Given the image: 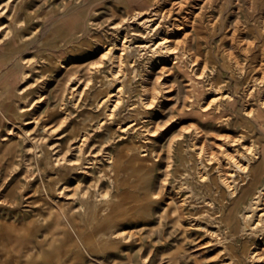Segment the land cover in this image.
Listing matches in <instances>:
<instances>
[{"label":"rangeland","instance_id":"obj_1","mask_svg":"<svg viewBox=\"0 0 264 264\" xmlns=\"http://www.w3.org/2000/svg\"><path fill=\"white\" fill-rule=\"evenodd\" d=\"M140 1L0 0V27L4 24L0 30V264H222L228 255L221 246H205L204 204L194 198L207 193L198 184L195 169L183 159H187L188 151L175 147L166 188L161 185L166 178L165 147L182 127L205 124L207 147L214 149L217 120L204 122L194 112L209 103L215 90L197 84L196 80L206 78H196L198 75H213L215 86L224 83L234 93L236 107L228 114L233 122L222 123L223 131L229 125L243 131L236 115L241 116L249 105L258 107L264 96V0H149L144 5ZM130 2L142 6L134 7ZM147 7L148 11L171 10L168 20H185L175 38L188 41L195 61L186 58L179 66L172 60L166 62L161 78L166 81L165 89L149 108L153 119L164 125L156 135L145 134L140 126L143 119L127 134L118 126L130 122V118H117L97 128L103 113L78 91L87 89L85 82L91 74L93 91L102 94L113 90L118 82L109 85L111 74L106 68L100 80L102 73L89 72L87 65L99 62L105 46L114 42L117 25L122 24L139 38L142 29L129 18L135 10ZM143 65H149L148 58L139 60L135 77L131 73L129 76L128 86L134 88L132 99L142 93L143 77L147 76ZM159 68L154 69L156 74ZM154 76L149 84H154ZM191 80H195L196 90ZM250 88L254 89L248 96ZM190 94H196L194 100L188 99ZM128 102L122 113L128 110ZM20 126L27 129L28 136ZM85 132L89 134L85 154L91 146L94 152L100 148L96 153L100 161L84 167L85 171L90 167L86 172L70 168ZM28 137L36 141L42 137L43 141L34 147ZM247 137L264 139V132L254 127ZM141 144L150 148V165L139 169L126 165L128 181L135 190L131 194L128 190L129 196L117 205L122 211L129 209L127 217L114 222V227L132 235L129 242L102 246V237L96 231L100 225L91 218L79 217L84 212L79 207L80 194L86 188L100 194L109 191L110 196L123 192L124 186L110 182L103 156L106 151L115 154L120 148ZM152 150L159 151L160 156L156 158ZM63 153L71 162L52 164L50 157ZM80 155L85 158L94 154ZM84 161L80 166L91 164ZM160 187L163 193L157 198L153 192ZM167 187L177 191L176 200L168 207ZM151 194L154 197L146 198ZM184 198V205L176 202ZM143 205L147 209L143 210Z\"/></svg>","mask_w":264,"mask_h":264},{"label":"bare ground","instance_id":"obj_2","mask_svg":"<svg viewBox=\"0 0 264 264\" xmlns=\"http://www.w3.org/2000/svg\"><path fill=\"white\" fill-rule=\"evenodd\" d=\"M148 9L149 7L142 10H135L133 15L129 18V22H134L141 27L142 30L138 32L139 38H135L132 35L134 32L127 29V27H123L122 24L117 25L118 29L115 32V40L105 46V50H103L100 54L101 57L99 62H91L87 65L88 71L92 70L91 72L96 74L102 73L99 75L100 80H102L101 77L104 76V69L106 68L107 72L111 74V82H109V85H113V83L118 82V84L112 87L113 90H107L102 94L99 90L93 91L92 87L95 84L93 83L94 79H91L93 75L90 73L91 75L89 80L85 82V88L87 89H84L83 92L78 91L79 95L84 93L86 94L88 104L95 105L96 108L100 110V113H103L101 116L102 118L98 119L97 128H101L107 123L114 122L117 118H121L122 120L130 118V122L124 124L123 126H118L119 131L124 134L133 130L139 119H143L141 120L142 124L140 126L147 135H156L164 128L163 124H160L158 120L153 119L149 110V108L154 106L156 100L165 89L164 86H166V81L161 80L164 74L163 68H165L166 62L170 60H172L173 63H176V66H179L186 58L192 60L194 55L190 52V45H188L187 40L185 41L180 38L178 41V39L175 38L178 29L182 27V23L185 20L182 21L180 18L176 20H168L167 18L171 13V10L148 11ZM4 11L5 10L3 9L2 12ZM1 27H4V24H2ZM184 36L185 35L182 37ZM23 38H26V36ZM147 58L149 65H143L147 72V76L143 77L144 84H141L142 93L136 99H132V92L134 91V88L128 86L130 73L132 74L131 76L135 77V75H137L135 68L139 63V60ZM158 65H160V68L156 74L154 69L157 68ZM24 71L22 75H24ZM154 74V84H149V81H151L149 79ZM76 77L78 76L76 75ZM197 77H206L205 79L196 80V83L203 86L208 85L211 90L214 88L215 92L213 97L209 100V103L206 106L203 105L204 107L197 112H194V114H197V117L204 122L208 120H217L219 124L217 125V130L219 132L216 133L217 141L214 145V149H209L207 147L205 138L206 133L204 129L205 124H203L204 126L197 124L192 127H182L177 133L176 138H172L174 136L173 135L165 147L166 175H164L166 178L161 181V185L166 188V179L167 176L171 174L170 169L173 167L175 147L183 148L181 150L188 151L186 152L187 159H183L188 162L189 168L193 167L195 169V172L197 173V181L199 182L198 184L201 186L202 190H204L203 192L207 193L203 196L199 195L200 197L195 195L194 198L198 201L197 203L203 202V214L207 217H205L207 220L205 225L202 226L208 234V240L205 241V246L218 245L221 246V249L224 252L228 253V255L224 257L225 259L222 264H264V139L256 138L253 140L247 137L248 132L253 130L254 127L260 129V132H264V96L262 97L258 107L249 105L250 107L243 108L241 116L239 114L236 115V123L239 122L241 124L244 128L243 131L235 130L229 125V128L226 127L227 129H225L226 131L224 132L222 123L231 124V122H233L232 116L228 114L236 107L237 100L235 95L232 91H228L226 89L223 85L224 83L215 86V77L213 75L211 77L203 74L202 76H196V78ZM194 81L191 80V87L192 89L194 88L193 90H196V83H194ZM253 86L254 85L252 84V87ZM209 88L208 90L210 91ZM253 89L254 88L251 90L250 88L251 91L248 92V96L251 94ZM196 92L197 91H195V93ZM70 93L74 94L72 91ZM195 95L196 94H190L188 99L194 100ZM79 98H81V96ZM127 101H129L128 110L125 113H122L124 105H126ZM80 102L82 103L81 100ZM190 106H193V104H189L188 107ZM150 122H152L151 125H149ZM19 130L23 131L26 136L29 135V132L23 126H20ZM86 132L83 134L80 144H78L77 158L74 162H72L73 166H70L71 169L80 168L85 171L83 169L84 167H92L97 161H100V158L98 159L96 154L100 148L94 152L93 146H91L88 151L86 150L87 152L85 154L84 147L89 138V134ZM121 136L123 137L124 135L122 134ZM28 138L31 140L34 147L40 144L39 140L43 139L41 137V139L39 138L36 141L31 137ZM149 139L146 140L149 141ZM48 147L50 148V146ZM149 149L148 145L141 144L134 146V148H120L115 151V154L106 151L107 157L103 156V159L107 161L105 168L109 170L108 176L110 178V182L117 187L124 186V191L110 196L109 191L100 194L99 192L96 193L86 188V190L83 189L80 194L79 201L81 202V206L79 207L84 208V212L80 214L79 217L84 220L91 218L94 224L100 225L96 231L97 233L99 232L100 237H102V246L104 244L107 247L117 246L124 240L127 241L132 235L131 232H128L121 227H114L116 218L120 219L121 217H127L126 214L129 213V209L122 211L120 206L118 207L117 205L120 201H122V199L129 196L127 193L128 190L130 194L132 192L131 190H135V185L129 183L128 181L126 171L127 166L131 165L132 168L139 169L150 165V162H148L150 155ZM80 153L87 156L90 154L94 155H92V157L84 156L85 158H83ZM152 154L155 155L156 158L160 156L159 151L152 150ZM152 158L154 159V157ZM50 159L52 160V164L55 165L62 164L63 162H71V160H67L64 157V153L60 156H51ZM82 161L90 162L91 164L80 166V164H83ZM89 168L87 169L89 170ZM103 170L104 169L102 168L100 171ZM187 174H190V170H188ZM160 188L153 192V195L157 198L161 193H163L162 187ZM55 189L58 188L56 187ZM165 191L169 194L170 199L168 202L166 201L168 207L172 201L176 200L177 191L173 187H167ZM60 192L62 193V190ZM152 197L154 196L151 194L150 197L146 198ZM176 202H179L180 205H184L186 198L181 201L178 199ZM147 207L148 206H142L143 210L147 209ZM195 227L200 228L201 225L196 224ZM224 252H222V254Z\"/></svg>","mask_w":264,"mask_h":264},{"label":"crops","instance_id":"obj_3","mask_svg":"<svg viewBox=\"0 0 264 264\" xmlns=\"http://www.w3.org/2000/svg\"><path fill=\"white\" fill-rule=\"evenodd\" d=\"M147 1H149V0H142V1H140L139 2V4H142V5H144ZM130 4L132 5V6H135V7H141L142 5H139V4H134V3H131L130 2ZM145 7V6H144Z\"/></svg>","mask_w":264,"mask_h":264}]
</instances>
